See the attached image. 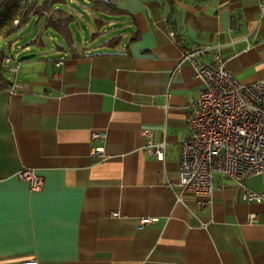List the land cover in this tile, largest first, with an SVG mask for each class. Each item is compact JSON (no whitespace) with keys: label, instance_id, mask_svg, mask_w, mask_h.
<instances>
[{"label":"crops","instance_id":"0c3cea01","mask_svg":"<svg viewBox=\"0 0 264 264\" xmlns=\"http://www.w3.org/2000/svg\"><path fill=\"white\" fill-rule=\"evenodd\" d=\"M111 1L122 14L101 15L96 39L95 26L86 41L71 26V48L50 30L42 39L62 49L25 44L40 60L20 66L23 91H0V264H264V202L244 198L264 193V174L214 173L204 208L177 181L201 90L182 50L205 49L204 63L219 53L238 81L264 83V0ZM161 142L159 160L147 150Z\"/></svg>","mask_w":264,"mask_h":264},{"label":"built area","instance_id":"2783aa9c","mask_svg":"<svg viewBox=\"0 0 264 264\" xmlns=\"http://www.w3.org/2000/svg\"><path fill=\"white\" fill-rule=\"evenodd\" d=\"M264 10V3L259 5ZM15 25L18 21L13 22ZM173 43L180 46L173 33ZM206 50H182L179 64L188 62L195 70V77L201 84L197 100L187 110V137L179 146L177 181L182 190L199 199L204 208L213 190L214 173L240 184L251 176L264 174V83L244 84L225 68V60L219 53L210 63L200 61ZM0 70L13 78L9 92L23 91L25 86L18 81L20 65L12 55L4 54L0 59ZM145 137H151L144 130ZM94 132L92 141L103 138ZM165 144L161 142L147 150L156 159L164 157ZM93 159H102V149L91 152ZM18 178L29 184L32 191L43 187V179L33 169L24 168ZM249 202H264V193H245ZM153 220H142L146 225ZM23 264H37L35 259Z\"/></svg>","mask_w":264,"mask_h":264},{"label":"trees","instance_id":"16d2710c","mask_svg":"<svg viewBox=\"0 0 264 264\" xmlns=\"http://www.w3.org/2000/svg\"><path fill=\"white\" fill-rule=\"evenodd\" d=\"M88 2L91 19L96 31L91 34L92 39H96L101 34V29L104 27V21L101 15L119 16L122 12L115 6L111 0H85ZM169 4L173 0H166ZM66 0H1L0 1V41H9V39L27 23L33 20L34 26H39L38 32L33 39L26 43L27 46H36L44 48L48 44L42 39V34L49 38L47 33L50 30L58 35L67 48L73 45V35L71 26L76 25V16L62 6ZM17 20L18 24L13 22ZM176 37V36H175ZM116 37L105 42V44H114ZM176 40L178 41L177 37ZM53 49H62V46L50 41ZM24 46V47H27ZM5 52L0 48V59ZM11 86V81L5 78L3 71L0 70V91L7 90Z\"/></svg>","mask_w":264,"mask_h":264},{"label":"rangeland","instance_id":"374dc122","mask_svg":"<svg viewBox=\"0 0 264 264\" xmlns=\"http://www.w3.org/2000/svg\"><path fill=\"white\" fill-rule=\"evenodd\" d=\"M62 6L66 7L69 12H72L76 16V25L73 24L72 27L75 28V33L78 35L80 34L81 41H86L88 39V34L90 31H92L94 28L93 20L91 19L90 10L88 9L89 4L85 0H66L65 4ZM33 31V21L31 20L29 23L25 25L24 28H22L19 32L15 33L8 42L0 41V48L8 55H12L14 57V62L16 64H19L20 66L25 63L26 61L19 62L18 59L23 56L27 55L24 54V48H22L29 39V34H32ZM46 35H44V38ZM46 41V40H44ZM48 42V41H46ZM50 46H53L50 42H48ZM9 45H13L9 47ZM12 47V48H11ZM32 52L30 54H36V57L34 56L32 60L37 61L40 60L39 51L37 48L33 47L31 48ZM43 52L48 51V53L52 54V51L49 49H41ZM21 72V69H20ZM3 75L6 79L12 81V77L10 74H7L6 72H3Z\"/></svg>","mask_w":264,"mask_h":264},{"label":"water","instance_id":"95a60500","mask_svg":"<svg viewBox=\"0 0 264 264\" xmlns=\"http://www.w3.org/2000/svg\"><path fill=\"white\" fill-rule=\"evenodd\" d=\"M34 57V54H27V55H23L21 56L18 61L19 62H23V61H28L30 59H32Z\"/></svg>","mask_w":264,"mask_h":264}]
</instances>
